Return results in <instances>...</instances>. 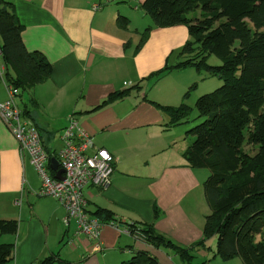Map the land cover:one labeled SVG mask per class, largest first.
<instances>
[{"label":"crops","instance_id":"obj_1","mask_svg":"<svg viewBox=\"0 0 264 264\" xmlns=\"http://www.w3.org/2000/svg\"><path fill=\"white\" fill-rule=\"evenodd\" d=\"M7 1L25 25L22 36L27 48L42 51L53 65L47 81L17 97L21 109L26 106L31 111L50 159H58L70 117L91 135L93 149L105 147L116 158L110 185L85 189L89 213L100 206L122 222L153 223L158 231L182 245L200 240L211 212L204 192L210 170L187 165L185 148L182 152L177 149V136L171 134L172 126H167L169 116L144 99L147 96L172 104L168 103L169 95L181 100L187 79L194 77H188L183 69L172 71L183 77L180 90L174 86L166 100L164 85L154 97L148 96L153 91L147 92L149 86L158 84L151 81L130 96L94 110L110 93L139 83L174 54L178 58L177 51L190 36L187 27L153 26L136 52L138 42L133 34L140 33L141 24L134 26L124 0ZM119 14L130 17L127 29L119 26ZM7 98V87L0 78V101ZM40 180L29 156H21L19 142L0 116V215L19 221L16 234L2 237L15 243L14 258L5 264H36L54 252L76 264H121L130 258L133 248L150 251L161 264H184L166 249L137 238L126 223L104 224L99 240L102 248L97 250L94 238L78 232L75 219L65 223L67 211L57 199L36 194ZM156 207L159 217H155ZM216 252L217 236H213L206 246L193 249L194 261L245 264L240 257L224 260Z\"/></svg>","mask_w":264,"mask_h":264},{"label":"trees","instance_id":"obj_2","mask_svg":"<svg viewBox=\"0 0 264 264\" xmlns=\"http://www.w3.org/2000/svg\"><path fill=\"white\" fill-rule=\"evenodd\" d=\"M141 7L153 16L154 24L142 32L135 51L145 44L153 26L185 25L190 36L177 51L181 60L170 65L166 61L139 83L110 93L94 110L130 96L135 89L158 81L175 69L195 67L217 75L223 82L221 86L196 100L195 119L200 122L187 131L195 139L183 152L188 166L210 170L204 192L211 212L206 216L203 237L190 246L161 233L153 223L122 222L111 210L100 206L90 212L105 224L126 223L137 238L166 249L184 264H203L194 261L193 249L206 246L213 236H217L216 255L222 259L240 257L245 264H264V0H144ZM192 11L199 14L188 15ZM117 22L128 28L130 20L119 14ZM24 28L12 3L0 0L3 79L20 89V94L47 81L53 72L52 63L42 51L27 48L22 36ZM211 55L218 56L222 63L210 64ZM190 90L177 106L147 96L144 99L168 114L170 127L187 122L192 111L186 103ZM22 111L31 116L26 106ZM155 212V217H159L157 207ZM18 228V219L0 215V264L15 255V243L2 242L1 238L16 234ZM56 262L76 264L59 252L36 264ZM121 264L161 263L150 251L133 248L130 258Z\"/></svg>","mask_w":264,"mask_h":264},{"label":"built area","instance_id":"obj_3","mask_svg":"<svg viewBox=\"0 0 264 264\" xmlns=\"http://www.w3.org/2000/svg\"><path fill=\"white\" fill-rule=\"evenodd\" d=\"M99 6L96 5L95 8ZM4 71L0 50V77L8 91V98L0 101V116L19 142L21 156H29L41 177L42 184L36 194L57 199L67 211L65 223L75 219L78 232L94 238L95 248L100 250L101 229L105 223L87 210L85 189L90 185L100 188L110 185L115 170V156L105 147L93 149L91 135L76 119L70 117V123L63 133L64 145L57 155L60 167L64 169V178L55 177L56 171L51 172L50 155L36 123L30 116L24 115L17 101L20 89L5 82Z\"/></svg>","mask_w":264,"mask_h":264},{"label":"rangeland","instance_id":"obj_4","mask_svg":"<svg viewBox=\"0 0 264 264\" xmlns=\"http://www.w3.org/2000/svg\"><path fill=\"white\" fill-rule=\"evenodd\" d=\"M144 0H124L122 3L127 4L129 7H126L129 10V14L131 15L132 19L134 20V26H137V24H141L140 25V33L138 34H133V38L135 39V42H139V40L141 39V35L142 32L149 27L151 24H154V20H153V16L146 12L142 7H141V2H143ZM137 6V7H136ZM136 13V14H135ZM134 17L133 18V16ZM193 14H199V12H190L188 15L192 16ZM127 16V15H125ZM129 17V16H127ZM145 18V21H143L142 23V19ZM129 20L131 22V19L129 17ZM130 25V23H129ZM128 25V27H129ZM182 27H186L185 25H179ZM127 29V28H125ZM136 37H138L136 39ZM176 57V55L174 54V56L172 58H170L169 65L170 64H174L177 61L181 60V58H174ZM208 62L212 65H219L222 63V60L216 56V55H211L208 59ZM177 70H182V69H175L172 71H177ZM184 71H186L185 73L187 74V76H193L194 80H189L187 79V83H188V87L186 89H184L183 93H182V98L181 100L178 99V96L176 98V96H174V94L169 95L168 98L169 101L168 103H172V104H165V105H180L183 100H184V94L190 90V95L186 98V103L189 104L192 107V111L189 114V116L187 117V122H182L180 124L174 125L172 127H170V129H172L171 134L177 136V149H179V151L182 152V150L190 145L193 140L195 139L194 136H192L191 134L187 133V131L192 128L193 126H195L197 123L200 122L199 119H195L196 116L198 115V111L196 109V100L199 96L205 94V93H209L212 92L213 90H215L216 88H218L219 86H221V84L223 83L222 80L217 76V75H210L207 71L202 70V71H198L195 67H188V68H183ZM171 71V72H172ZM180 72H172L166 74L163 78H161L160 82H156L158 83L157 85H153V86H149L145 87L147 90V92H151L148 96L150 98L154 97L156 92L160 87H162V85H164V99L166 100V95L167 93L169 94V92L171 90H173V87L176 86L179 89V82L182 79L183 75L179 74ZM196 84L195 87L190 88L192 85ZM146 85H151V84H146ZM152 87V88H150ZM180 90V89H179ZM154 92V93H153ZM137 93V92H135ZM178 95V94H177ZM171 96V97H170ZM179 98H180V94H179ZM171 100V101H170ZM19 102V101H18ZM20 103V102H19ZM168 115V114H167ZM185 149L183 150V152L185 151ZM41 181V180H40ZM9 235H3L2 237H7ZM4 238H1L2 242H6L4 241ZM257 238L259 239L260 237L257 236Z\"/></svg>","mask_w":264,"mask_h":264},{"label":"water","instance_id":"obj_5","mask_svg":"<svg viewBox=\"0 0 264 264\" xmlns=\"http://www.w3.org/2000/svg\"><path fill=\"white\" fill-rule=\"evenodd\" d=\"M50 167L52 170L56 171L55 177H57L59 179L64 178V176H63L64 169L62 167H60V162L56 157L51 158Z\"/></svg>","mask_w":264,"mask_h":264}]
</instances>
